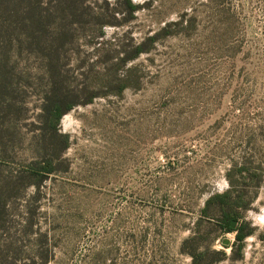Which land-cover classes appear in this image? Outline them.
<instances>
[{
    "label": "rangeland",
    "instance_id": "374dc122",
    "mask_svg": "<svg viewBox=\"0 0 264 264\" xmlns=\"http://www.w3.org/2000/svg\"><path fill=\"white\" fill-rule=\"evenodd\" d=\"M60 1L0 0V264H191L196 247L264 264V0H131L132 21L101 28L51 26ZM52 98L74 103L55 130ZM243 166L261 177L233 176L247 198L257 189L239 259L221 243L235 234L205 218L215 207L202 211Z\"/></svg>",
    "mask_w": 264,
    "mask_h": 264
},
{
    "label": "trees",
    "instance_id": "16d2710c",
    "mask_svg": "<svg viewBox=\"0 0 264 264\" xmlns=\"http://www.w3.org/2000/svg\"><path fill=\"white\" fill-rule=\"evenodd\" d=\"M55 0V4H57ZM69 1V0H68ZM85 0H70L67 6H65V1H60L57 8H51L52 13L54 14V22L51 26L58 22H64L67 20H75V22L83 25L94 26L101 28L102 26L109 25V26H116L121 25L123 23H127L134 19V13L141 9L140 6H137L131 2V0H115V7L109 8L107 1L105 2V7H101L97 11L92 10L89 6L85 5ZM108 6V7H107ZM119 17V18H118ZM118 19V20H117ZM36 20V19H35ZM45 22L48 23V29L51 27L49 26L50 17L48 16V20ZM172 25H164L163 28L158 31L154 36L146 38L143 43L138 44L134 48L125 51V56L120 60V64H125L128 61L136 59L140 54L144 53L149 46H151L156 38L160 36L163 32L165 33L168 28ZM174 26V25H173ZM57 30L53 34V37L57 34ZM147 47V48H146ZM130 53V55L128 54ZM51 68V67H50ZM51 77L55 75L54 68L49 70ZM48 73V75H49ZM49 83L50 91L49 95H54V89L57 90V85L52 81L50 78ZM117 85L119 86L118 91L113 92V95H120L121 92L125 89L126 83L124 80H118L114 78ZM105 94V93H104ZM102 94L101 96H103ZM53 97V96H52ZM97 97V93H93L88 102H91L92 99ZM47 110L44 111L48 120L50 121V126L53 130L56 129V124L58 120L65 114L71 107L74 106V103H69L65 107L59 102L55 101L53 98L49 103H47ZM62 143V147L60 149V154L64 152L68 146V136L67 135H58ZM250 164V163H249ZM43 165V164H42ZM49 165V164H48ZM40 167L38 169H30V173L34 176H37L39 179L46 177L48 174L52 172V169L48 167ZM251 165V164H250ZM260 170L259 166H250L248 167H241L237 171L234 169H228L225 173V178L228 184L227 189L222 194H215L210 196L207 201L205 202V207L202 211L204 215L208 214V210L211 206L215 207L217 211V216L214 215H207L205 216L208 220H213L214 226H219V229L224 233H234L235 240L228 246H224L223 248H231V255H237L239 259H241V252L243 249V241L246 237L253 234V230L249 228L247 222L239 221L242 216V213L250 207L251 203L257 196V189L254 188L252 190V196L250 198L246 197V184L240 186V189H236V181H234L233 176L236 174L238 175V179L245 182L248 181H257L258 178L261 177L260 174H251V170ZM256 187V186H255ZM199 237H188L182 244V246H186L187 244H196ZM222 241V240H221ZM194 248V247H193ZM197 247L194 248V251L187 252L189 257L191 258V264H202L203 262H207V264L211 263L214 264L216 260L223 259L224 254L220 251H214L211 249H203L202 251H197ZM216 259V260H213Z\"/></svg>",
    "mask_w": 264,
    "mask_h": 264
},
{
    "label": "water",
    "instance_id": "95a60500",
    "mask_svg": "<svg viewBox=\"0 0 264 264\" xmlns=\"http://www.w3.org/2000/svg\"><path fill=\"white\" fill-rule=\"evenodd\" d=\"M221 243H222V245H224V246H228V245L230 244L229 240H228V239H225V238L222 239Z\"/></svg>",
    "mask_w": 264,
    "mask_h": 264
}]
</instances>
